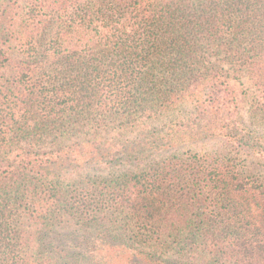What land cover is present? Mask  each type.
<instances>
[{
  "label": "trees",
  "instance_id": "1",
  "mask_svg": "<svg viewBox=\"0 0 264 264\" xmlns=\"http://www.w3.org/2000/svg\"><path fill=\"white\" fill-rule=\"evenodd\" d=\"M213 138L264 157V0H0V264H264V179Z\"/></svg>",
  "mask_w": 264,
  "mask_h": 264
},
{
  "label": "rangeland",
  "instance_id": "2",
  "mask_svg": "<svg viewBox=\"0 0 264 264\" xmlns=\"http://www.w3.org/2000/svg\"><path fill=\"white\" fill-rule=\"evenodd\" d=\"M247 91V90H245ZM248 92V91H247ZM244 90H240V99L242 101V117L245 122H250L249 117V99H245L243 95ZM163 126V122H148L138 130L130 134H125V138H134L138 137L143 131H148L151 129H158ZM188 145H186L187 147ZM185 145L180 144L178 146L179 149L184 148ZM194 150L199 152H207L211 155H221L223 157H228L231 159L236 160V162L240 165V172L243 175H256L264 179V157L255 155V154H248L246 152H239L232 144H230L227 140L221 138H213L204 141L194 142L189 145ZM176 148H168L156 156L153 160L146 162V163H131L122 166H112V167H95L93 169H86L80 168L75 172H72L68 175L67 180L71 181L73 179H86L88 175H108L109 173L117 172V173H125V172H138L143 169L150 167L151 165L165 160L172 156L175 152Z\"/></svg>",
  "mask_w": 264,
  "mask_h": 264
}]
</instances>
